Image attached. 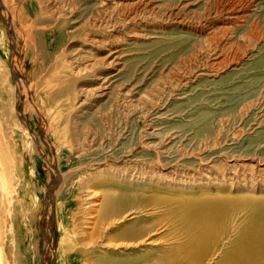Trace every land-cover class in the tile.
<instances>
[{
  "label": "rangeland",
  "instance_id": "rangeland-1",
  "mask_svg": "<svg viewBox=\"0 0 264 264\" xmlns=\"http://www.w3.org/2000/svg\"><path fill=\"white\" fill-rule=\"evenodd\" d=\"M110 51L117 65L101 63ZM0 72L1 110L18 125L7 116L0 129V264L125 263L150 248L104 246L117 233L95 227L105 190L239 198L247 189L189 183L241 170L225 156L264 158V0H0ZM152 128L175 136L161 142ZM249 192L254 221L264 192Z\"/></svg>",
  "mask_w": 264,
  "mask_h": 264
},
{
  "label": "bare ground",
  "instance_id": "bare-ground-1",
  "mask_svg": "<svg viewBox=\"0 0 264 264\" xmlns=\"http://www.w3.org/2000/svg\"><path fill=\"white\" fill-rule=\"evenodd\" d=\"M101 63L117 65L119 61L115 51L108 52L101 59ZM114 76L115 74L101 77V83L98 86L101 94L107 93L113 87H111V84L115 81ZM13 90L11 87L9 91V94L12 95L11 99L9 97L11 107L14 101ZM126 93L123 92L124 95ZM2 94V91H0V98ZM9 114L5 113V109L1 110L0 107V119L2 120L0 121V129L3 131L8 128V125L4 122L7 116L14 120L13 124L18 126L15 116H13L12 108L9 109ZM148 135L150 138L161 137V142L165 143H168L175 136L174 132L160 134L158 128H152ZM182 136L184 135L179 137ZM172 143L174 142L172 141ZM150 144L152 145V143ZM150 144H148L149 147ZM3 147L2 139H0V180L4 174L5 167V157L2 154ZM243 147L241 146V148ZM211 153L209 154L210 156ZM154 157L152 156V158ZM225 157V160L229 162L227 168L235 164L241 170L232 169L229 171V174H216L204 169L207 173L204 175L208 176L210 181L204 180V183H200L202 180L197 181L194 178L189 184L193 186L201 184L202 186L203 184L211 183L212 185L231 191L238 188H241V190L247 189V192L239 198H233L225 193L213 195L215 196L213 198L208 196L198 197V195L180 196L179 198H177L178 196H143L144 192H148L147 188L141 189L139 188L140 186L138 188L125 187L126 192L129 193L127 194L122 186L113 184V191L108 192V190H105V193L102 194L100 202L97 203L98 212L94 216L96 228L103 229L106 226L110 233L111 228L116 227L117 233L112 236L111 234L106 235V241L102 240L103 244H105L104 246H118L116 241L122 240L128 246L140 248V246L145 244L146 247L150 248L147 251H143L142 255H137L121 264H128V262L133 261L136 263L132 264H264V197L256 200L258 209L254 213L253 221L252 197H250L252 194L249 192L252 190L264 192V158L258 156L256 152L245 153L243 155L231 154ZM155 159V166L163 168L161 157L157 156ZM208 168L215 169L212 165H209ZM168 172L175 173L177 171L174 172L170 169ZM131 176V179L134 180L131 184L138 185V183L142 182L150 184V182L146 181L149 177L144 174H131ZM189 178L171 181L170 183L188 185L186 183L190 180ZM127 183L129 184V182ZM153 186L156 185L153 184ZM156 187L168 188L166 185H157ZM182 188L185 187L182 186ZM132 189H140V192H128ZM128 214H131V216L127 218V221H123ZM243 218L248 221L240 229L239 222ZM120 222H123V224H120ZM162 225H166V231L182 233L186 239L182 242H168L170 238L159 230V227ZM93 235H96V237L103 236L102 231L98 230H95ZM96 237L93 243L98 241ZM230 237H233L231 241H229ZM165 242H167V246L164 247L163 244ZM155 247L164 249L160 252H155L153 251Z\"/></svg>",
  "mask_w": 264,
  "mask_h": 264
}]
</instances>
